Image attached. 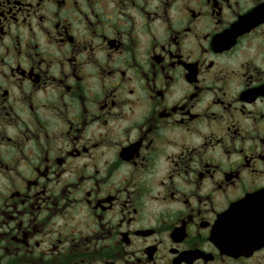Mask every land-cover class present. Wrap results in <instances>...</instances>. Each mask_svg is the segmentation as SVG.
Masks as SVG:
<instances>
[{"label":"flooded vegetation","instance_id":"flooded-vegetation-1","mask_svg":"<svg viewBox=\"0 0 264 264\" xmlns=\"http://www.w3.org/2000/svg\"><path fill=\"white\" fill-rule=\"evenodd\" d=\"M0 264H264V0H0Z\"/></svg>","mask_w":264,"mask_h":264}]
</instances>
